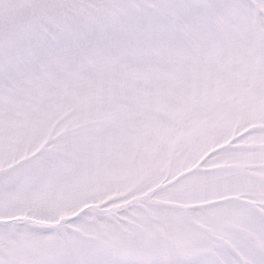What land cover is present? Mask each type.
Segmentation results:
<instances>
[{"label": "snow or ice", "instance_id": "1", "mask_svg": "<svg viewBox=\"0 0 264 264\" xmlns=\"http://www.w3.org/2000/svg\"><path fill=\"white\" fill-rule=\"evenodd\" d=\"M0 264H264V0H0Z\"/></svg>", "mask_w": 264, "mask_h": 264}]
</instances>
